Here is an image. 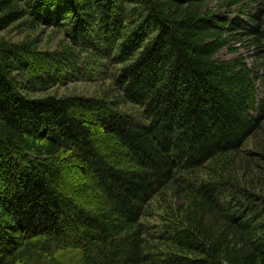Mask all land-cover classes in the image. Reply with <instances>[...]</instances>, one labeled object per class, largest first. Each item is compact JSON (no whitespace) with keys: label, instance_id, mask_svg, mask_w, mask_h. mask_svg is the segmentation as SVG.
Returning a JSON list of instances; mask_svg holds the SVG:
<instances>
[{"label":"trees","instance_id":"obj_1","mask_svg":"<svg viewBox=\"0 0 264 264\" xmlns=\"http://www.w3.org/2000/svg\"><path fill=\"white\" fill-rule=\"evenodd\" d=\"M262 89L264 0H0V264H264Z\"/></svg>","mask_w":264,"mask_h":264},{"label":"rangeland","instance_id":"obj_2","mask_svg":"<svg viewBox=\"0 0 264 264\" xmlns=\"http://www.w3.org/2000/svg\"><path fill=\"white\" fill-rule=\"evenodd\" d=\"M28 36H33L30 37L35 39L39 38L41 39V46L45 50L49 51H56L59 50L61 47V42L63 40L62 35H56L52 31H47L45 32L42 36L38 33V35H32L30 33L26 34H19L18 32H10L8 35V38L12 40L13 42H22L26 40ZM240 54L246 58V61L250 64V66L253 65L254 63V58H253V50H248L246 49H241ZM223 59H233L234 55L228 54L224 52L222 54ZM98 90V87L90 82L87 81H76V79H70L69 81H66L64 85H59L58 87L54 88L50 94H55L58 97H63V96H92L94 95ZM263 89L261 92L263 93Z\"/></svg>","mask_w":264,"mask_h":264}]
</instances>
